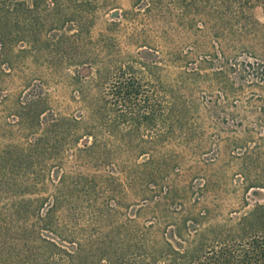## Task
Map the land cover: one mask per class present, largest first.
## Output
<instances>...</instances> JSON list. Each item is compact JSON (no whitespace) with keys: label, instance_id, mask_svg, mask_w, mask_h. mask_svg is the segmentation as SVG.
<instances>
[{"label":"trees","instance_id":"1","mask_svg":"<svg viewBox=\"0 0 264 264\" xmlns=\"http://www.w3.org/2000/svg\"><path fill=\"white\" fill-rule=\"evenodd\" d=\"M263 3L130 0L120 20L130 28L125 38L128 45L156 55L145 60L138 53H116L108 45L110 37L98 40L101 47L75 54L72 43L81 40L84 22L93 24L98 12L89 0H0V88L1 78L17 64L42 65L49 77L59 78L68 87L70 101L79 111L77 115L54 113L43 94L19 102L25 110V129L39 133L26 148L25 160L41 163L48 159L59 167L70 161L81 166L85 170L63 176L74 186H88L98 177L90 170L102 172L100 177L118 188L123 199L128 193L145 199L150 196L159 205L155 209L164 211L159 200L169 197L165 183L176 169L170 144L176 138L184 139L192 128L182 125L188 121L192 103L181 101L187 90L184 82L207 75L227 81L218 77L221 73L201 74L193 68L175 74L174 84L164 86L169 77L167 65L222 62L236 69L238 77L251 78L249 85L260 91L258 102L264 109V24L253 16L255 7ZM66 24L77 27L74 34L63 31ZM53 30L63 31L62 48L55 46ZM174 35L181 38L172 40ZM243 56L254 62L242 64ZM113 57L117 60L111 66ZM77 63L90 74H69L68 69ZM242 147L244 142L237 140L234 148L243 151L231 155L239 160V174L250 187H260L248 182L249 161L252 154L259 160L262 148L250 152ZM20 155L4 147L0 161ZM143 156L149 157L139 163ZM90 211L92 223L77 227L64 221V211L54 205L45 210L39 207L31 215L23 204L0 210V264H264V204L221 222L203 209L191 225L180 217L165 225L161 217L148 224L129 219L103 227L113 213ZM21 216H33L35 222L15 221Z\"/></svg>","mask_w":264,"mask_h":264},{"label":"rangeland","instance_id":"2","mask_svg":"<svg viewBox=\"0 0 264 264\" xmlns=\"http://www.w3.org/2000/svg\"><path fill=\"white\" fill-rule=\"evenodd\" d=\"M89 1L98 12L94 16L93 24L84 22L81 27L84 35L81 40L72 43L78 50L73 47L75 54L101 47L103 43L98 40L110 37L108 45L116 53H138L139 57L145 60L155 58L153 52L137 49L126 42L130 28L120 19L123 12L129 9L130 0ZM253 16L260 24H264V3L255 7ZM108 23L114 24L108 26ZM76 29L75 25L66 24L63 31L72 35ZM61 31L50 32L57 40L54 42L55 46L59 48H62L59 42L63 32ZM180 38L177 35L171 37L175 41ZM158 44L159 42L155 43L156 46ZM186 49V46L183 47V50ZM242 58L244 65L254 62L249 56ZM115 60L117 58L110 59L111 66H114ZM213 63L209 65L196 61L190 66L179 62L167 65L169 77L164 81V86L174 84L175 74L193 68L201 74L221 73L218 77H226L227 81L222 83V79L212 80V77L207 75L205 78H190L184 82L187 90L181 95V101L192 103L189 105L188 121L182 125L185 129L187 126L192 128L184 139L176 138L170 144L169 153L174 155L176 169L170 172L165 183L169 197H161L159 200L161 210L164 208V211L155 209L159 205L150 196L145 199L128 193L123 199L124 195L118 188L108 186L100 177L102 172L90 170L91 174L98 176L93 179L94 182L85 187H75L73 183L63 180V176H68V172L72 170H85L81 166L70 161L62 162L59 167L52 165L53 161L48 159L41 163L37 160H25L28 153L26 148L35 143L39 133L25 129L22 123L25 110L20 109L19 102L25 101L33 94H43L48 97L49 108L54 113L69 115L68 113L75 112L77 115L79 111L77 113L78 107L70 101L68 87H65L59 78L53 75L49 77L44 66L28 63L14 66L8 76L1 78L0 151L5 147L7 150H18L22 155L0 161V210H11L14 205L23 204L31 215V212L39 207L45 210L54 205L64 211V221L76 224L77 227H87L92 223L90 210H109L113 216L103 222L102 226L106 227L110 223L129 219L148 224L161 217L165 218V225L173 224V218L176 217L191 225L195 224L193 220L198 211L203 209L212 213L214 221L221 222L244 215L255 204H264V109L258 102L260 91L249 85L251 78L238 77L236 69L231 70L228 65L216 60ZM68 70L69 74L72 71L82 76L90 74L87 67L78 63ZM185 129L184 133L187 131ZM144 139H147L145 134ZM237 140L244 142L245 147L242 148H248L250 152L255 151L257 147L262 148L260 159L257 160L252 154L249 161L248 182L260 187H250L239 174V160L232 158L237 152L243 151L234 148ZM233 152L234 155L231 156ZM148 157H140L138 162L146 161ZM48 162L51 163L47 166ZM21 200H24V203H21ZM19 220L28 224L35 222L33 216H21L15 221ZM81 236L83 234L78 238Z\"/></svg>","mask_w":264,"mask_h":264}]
</instances>
